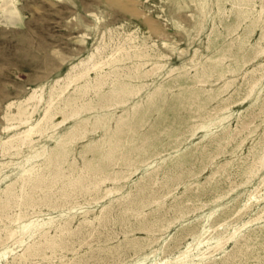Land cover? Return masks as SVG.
Masks as SVG:
<instances>
[{"label":"rangeland","instance_id":"1","mask_svg":"<svg viewBox=\"0 0 264 264\" xmlns=\"http://www.w3.org/2000/svg\"><path fill=\"white\" fill-rule=\"evenodd\" d=\"M263 7L0 0V264H264ZM93 52L76 72L99 69L68 79ZM53 88L56 116L26 145L16 106L42 92L36 123Z\"/></svg>","mask_w":264,"mask_h":264},{"label":"bare ground","instance_id":"2","mask_svg":"<svg viewBox=\"0 0 264 264\" xmlns=\"http://www.w3.org/2000/svg\"><path fill=\"white\" fill-rule=\"evenodd\" d=\"M5 1V0H4ZM264 1V0H263ZM6 3V2H5ZM11 5V4H10ZM9 6V5H8ZM261 8V7H260ZM263 9H264V7H263ZM12 11V10H11ZM226 11V10H225ZM13 12V11H12ZM12 12H10V13H12ZM19 13V12H18ZM227 13V12H226ZM262 13H263V11H262ZM3 14H5L4 12H3ZM12 15H13V13H12ZM7 16H9V17H11L10 15H7ZM260 17V16H259ZM258 17V19H260ZM18 18H19V16H18ZM11 20V19H10ZM9 20V21H10ZM8 21V22H9ZM16 21V20H15ZM14 21V22H15ZM16 22H18V21H16ZM103 34H105L104 32H103ZM125 34H128V33H125ZM130 38V37H129ZM134 38V37H133ZM149 38V37H148ZM105 40V39H104ZM103 40V41H104ZM117 40H118V38H117ZM134 40V39H133ZM129 41H131V40H129ZM148 41V40H147ZM259 41V40H258ZM118 42H120L119 40H118ZM153 43V42H152ZM118 44V43H117ZM131 45V44H130ZM135 45V44H134ZM104 46V45H103ZM111 46H112V44H111ZM115 46V45H114ZM114 46H112V47H114ZM120 46V45H119ZM124 46V45H123ZM122 46V47H123ZM139 46H140V44H139ZM97 47V46H96ZM111 47V48H112ZM125 47V46H124ZM134 47V46H133ZM146 47V46H145ZM264 48V47H263ZM262 48V49H263ZM133 49V48H132ZM124 50V49H123ZM142 50V49H141ZM93 51V50H92ZM125 51V50H124ZM148 51V50H147ZM263 51V50H262ZM142 52V51H141ZM257 52V51H256ZM112 53V52H111ZM114 53V52H113ZM147 53V52H146ZM145 53V54H146ZM260 53V52H259ZM123 54V53H122ZM121 54V55H122ZM94 52L92 53V54H90V56L88 57V59H86V60H83V61H81L80 63H78V64H76V65H74L73 67H72V69L68 72V79H70V78H72L73 79V77H75L76 79L77 78H79V77H82L83 75H85V74H87L89 71H90V69H92L93 67L95 68L96 66H97V62H94L93 64H91V65H87V66H85V68H83L82 70H79L78 72H76V69L79 67V66H81V64H85V63H88V62H90V60L91 59H93V57H94ZM110 55V54H109ZM115 55V54H114ZM118 55V54H117ZM134 55H136V54H134ZM96 56V55H95ZM129 56H130V53H129ZM139 56H141V55H139ZM143 56V55H142ZM145 56V55H144ZM109 57V56H108ZM113 57V56H112ZM105 58H107V57H105ZM118 59V58H117ZM102 61V60H101ZM100 61V62H101ZM128 61V60H127ZM130 61V60H129ZM199 61V60H198ZM140 63V62H139ZM147 63V62H146ZM101 64H103V63H101ZM137 64V63H136ZM141 64V63H140ZM139 64V65H140ZM100 65V64H99ZM134 65V64H133ZM139 65H137V66H139ZM145 65V64H144ZM147 65V64H146ZM145 65V66H146ZM123 66H125V65H123ZM122 66V67H123ZM127 66V65H126ZM140 66H142V65H140ZM154 66V65H153ZM100 67V66H99ZM103 67V66H102ZM119 67V66H118ZM117 67V68H118ZM132 67V66H131ZM144 67V66H143ZM151 67V66H150ZM96 68H98V67H96ZM138 68V67H137ZM140 68V67H139ZM155 68H156V66H155ZM158 68V67H157ZM99 69V68H98ZM113 69V68H112ZM111 69V70H112ZM124 69V68H123ZM130 69V68H129ZM132 70H134V68L132 69ZM113 71V70H112ZM124 71V70H123ZM140 71V70H139ZM147 71V70H146ZM100 72V71H99ZM110 72V71H109ZM125 72V71H124ZM132 72V71H131ZM134 72V71H133ZM132 72V73H133ZM151 72V71H150ZM172 72V71H171ZM105 73V72H104ZM144 73V72H143ZM152 73V72H151ZM103 74V73H102ZM124 74V73H123ZM130 74V73H129ZM129 74H128V76H129ZM146 74V73H145ZM117 75H118V73H117ZM120 75H122V72H121V74ZM106 76V75H105ZM104 76V77H105ZM119 76V75H118ZM147 76H148V74H147ZM115 77V76H114ZM120 77H122V76H120ZM132 77V76H131ZM99 78H100V76H99ZM102 78V77H101ZM100 78V79H101ZM105 78H107V77H105ZM119 77H117V79H118ZM134 78V77H133ZM57 79V78H56ZM61 78H59V80H60ZM120 79V78H119ZM169 79V78H168ZM258 79V78H257ZM72 81V80H71ZM77 81V80H76ZM79 81V80H78ZM88 81V80H87ZM259 81V80H258ZM58 82V81H57ZM56 82V83H57ZM96 82V81H95ZM99 82V81H98ZM101 82V81H100ZM204 82V81H203ZM59 83V82H58ZM57 83V84H58ZM102 83V82H101ZM100 83V84H101ZM147 83V82H146ZM201 83V82H200ZM228 83V82H227ZM255 83V82H254ZM63 84V83H62ZM61 84V85H62ZM67 84H70V83H67ZM99 84V85H100ZM105 84V83H104ZM202 84V83H201ZM226 84V83H225ZM86 85H88V84H86ZM92 85V84H91ZM95 85V84H94ZM103 85V84H102ZM106 85V84H105ZM104 85V86H105ZM144 85H145V83H144ZM227 85V84H226ZM225 85V86H226ZM254 85V84H253ZM257 85V84H256ZM55 86V85H54ZM122 86V85H121ZM123 86H125V85H123ZM134 86V85H133ZM142 87H143V85H141ZM252 86V85H251ZM85 87V86H84ZM93 88L95 87V86H92ZM100 87V86H99ZM102 87V86H101ZM128 87V86H127ZM40 88V87H39ZM76 88V87H75ZM85 88H87V86L85 87ZM91 88V87H90ZM89 88V89H90ZM96 88V87H95ZM123 88V87H122ZM139 88V87H138ZM160 88V87H159ZM252 88V87H251ZM34 89V88H33ZM140 89V88H139ZM59 90V89H58ZM65 90H68V89H65ZM86 90V89H85ZM142 90V89H141ZM140 90V91H141ZM158 90V89H157ZM42 91V90H41ZM44 91V90H43ZM63 91L64 90H61L60 92H56L55 91V88H53L52 90H51V93H50V96H49V98H48V100L46 101V103H45V105H44V109H43V114H42V117L41 118H39L38 120H37V122L36 123H32L31 122V118H32V115H33V113H34V111L37 109V107L39 106V104L43 101V99H44V95H43V93L41 92V93H39V94H37V90L35 89L23 102H20L19 104H18V106H16L17 107V113L16 114H18V116H19V118H20V121L21 122H24V123H27L28 124V127L26 128V129H23V132H22V134H21V132H20V135H23L22 137H21V140L23 141V142H26V145H27V140H30V138H31V136H32V134L37 130V131H39L38 129V127H40V125H42V123L43 122H48V121H51L52 120V118H54L53 117V115L55 114V112H53V109H54V107H55V105H57V104H55L57 101H58V98H61V96H62V94H63ZM90 91H91V89H90ZM96 91V90H95ZM137 90H135L134 92H136ZM85 92V91H84ZM130 92H133L132 90H130ZM86 93V92H85ZM96 93H98V92H96ZM111 93V92H110ZM117 93H119V91L117 92ZM116 93V94H117ZM124 93V92H123ZM87 94V93H86ZM134 94V93H133ZM151 94L152 93H150V96H151ZM115 95V94H114ZM120 96H121V94H119ZM130 95V94H129ZM159 95V94H158ZM66 96V95H65ZM82 95H80V97H81ZM87 96V95H86ZM109 96V95H108ZM113 96V95H112ZM79 97V96H78ZM123 97V96H122ZM108 98V97H107ZM109 98H111V97H109ZM149 98V97H148ZM81 99V98H80ZM83 99V98H82ZM92 99V98H91ZM156 99V98H155ZM77 100V99H76ZM112 100V99H111ZM130 100V99H129ZM149 100H150V98H149ZM19 101H21V100H19ZM18 101V102H19ZM70 101V100H69ZM113 101H115V98H114V100ZM84 102V101H83ZM13 102L11 101L10 103H8L9 105L8 106H10V108H11V105H14V104H12ZM17 103V102H16ZM79 103V102H78ZM87 103V102H86ZM89 104L91 103V101L90 102H88ZM103 103V102H102ZM146 103V102H145ZM66 104V103H65ZM112 104V103H111ZM118 104H119V102H118ZM86 105V104H85ZM113 105V104H112ZM60 106V105H59ZM66 106V105H65ZM77 106V105H76ZM82 106V105H81ZM87 106H89V105H87ZM114 106V105H113ZM113 106H111V107H113ZM225 106H227V105H225ZM67 107V110H68V107L69 106H66ZM79 107V106H78ZM94 107V106H93ZM109 107V106H108ZM228 107H230V106H228ZM77 108V107H76ZM82 108H84V107H82ZM150 108V107H149ZM77 109H79V108H77ZM85 109V108H84ZM217 109V108H216ZM221 109V108H220ZM226 109V108H225ZM65 110V109H64ZM74 110V109H73ZM83 110V109H82ZM92 110V109H91ZM224 110V109H223ZM148 111V110H147ZM65 112H67V111H65ZM64 112V113H65ZM73 112V111H72ZM79 111H75L74 113H73V115H75V114H77ZM223 112V111H222ZM6 113V112H5ZM12 113V112H11ZM10 113V114H11ZM71 113V112H70ZM221 113V112H220ZM72 114V113H71ZM13 115V114H12ZM64 115V114H63ZM66 115V114H65ZM64 115V116H65ZM15 116H17V115H15ZM54 116H56V115H54ZM107 116V115H106ZM208 116V115H207ZM220 116V115H219ZM14 117V115L12 116V118ZM63 117V116H62ZM15 118V117H14ZM18 118V119H19ZM64 118V117H63ZM62 118V119H63ZM65 118H67L66 116H65ZM120 118V117H119ZM200 118V117H199ZM18 119H15V120H18ZM121 119V118H120ZM8 120V119H7ZM90 120V119H89ZM9 121H10V117H9ZM118 122H119V120H118ZM124 122V121H123ZM248 122H251V119H250V121H248ZM247 122V123H248ZM9 123V122H8ZM86 123V122H85ZM88 123V122H87ZM117 123V122H116ZM120 123V122H119ZM77 124H79V123H77ZM83 124H84V122H83ZM118 124V123H117ZM245 124V123H244ZM248 124H250V123H248ZM8 125V124H7ZM20 125V124H19ZM45 125V124H44ZM87 125V124H86ZM90 125V124H89ZM122 125V124H121ZM120 125V126H121ZM17 126H18V124H17ZM46 126H47V123H46ZM75 126V125H74ZM111 126V125H110ZM244 126V125H243ZM245 126H246V124H245ZM244 126V127H245ZM250 126V125H249ZM42 127V126H41ZM76 127V126H75ZM84 127H86V126H84ZM9 128V127H8ZM7 128V129H8ZM52 128V127H51ZM79 128V127H78ZM110 128V127H109ZM109 128H108V130H109ZM142 128H143V126H142ZM248 128V127H247ZM81 129V128H80ZM98 129V128H97ZM122 129V128H121ZM237 129V128H236ZM239 129H240V127H239ZM242 129V128H241ZM40 130H42V129H40ZM44 130H46L45 128H43V131ZM48 130V129H47ZM50 130V129H49ZM70 130V129H69ZM75 130H77L76 128H75ZM74 130V131H75ZM79 130V129H78ZM84 130H87V128L85 129L84 128ZM116 130V129H115ZM42 131V133L44 134L45 132H43ZM73 131V130H72ZM243 131V130H242ZM241 131V132H242ZM70 132V131H69ZM68 132V133H69ZM76 132V131H75ZM80 132V131H79ZM86 132V131H85ZM84 132V133H85ZM120 132V131H119ZM235 132V131H234ZM71 133H73L74 134V132H71ZM123 133V132H122ZM237 133V132H236ZM35 134V133H34ZM42 134V135H43ZM54 134V133H53ZM77 134V133H76ZM19 136V134L18 133H15V135L14 136ZM71 136H72V134H70ZM81 135V134H80ZM86 135V134H85ZM106 134H104V136H105ZM234 135V134H233ZM54 136V135H53ZM52 136V137H53ZM84 136V135H83ZM110 136V135H109ZM180 136V135H179ZM63 137V136H62ZM65 137V136H64ZM74 137H75V134H74ZM77 137H78V135H77ZM80 138H82L81 136H79ZM103 137V136H102ZM106 137V136H105ZM111 137V136H110ZM132 137V136H131ZM7 138H11V136L10 137H7ZM6 138V139H7ZM14 138V137H13ZM12 138V139H13ZM76 138V137H75ZM5 139V140H6ZM34 139V138H33ZM37 139V138H36ZM35 139V140H36ZM38 139H40V138H38ZM37 139V140H38ZM71 139V138H70ZM123 139V138H122ZM125 139V138H124ZM234 139V138H233ZM232 139V140H233ZM20 140V139H19ZM64 140V139H63ZM73 140V139H72ZM75 140V139H74ZM120 140V139H119ZM4 141V140H3ZM56 141V140H55ZM62 141V140H61ZM60 141V142H61ZM7 142V141H6ZM31 142V141H30ZM58 142V141H57ZM95 142V141H94ZM99 142V141H98ZM8 143H11V141L10 142H8ZM61 143H63V142H61ZM60 143V144H61ZM72 143V142H71ZM110 143V142H109ZM117 143V142H116ZM133 143V142H132ZM3 144H5L4 142H3ZM7 144V143H6ZM13 144V143H12ZM30 144V143H29ZM45 144V143H44ZM56 144V143H55ZM64 144V143H63ZM131 144V143H130ZM8 145V144H7ZM17 145V144H16ZM22 145H24V143L22 144ZM58 145V144H57ZM65 145V144H64ZM69 145V144H68ZM227 145V144H226ZM0 146H1V144H0ZM2 146H4V145H2ZM12 146V145H11ZM45 146H47V145H45ZM95 146H96V144H95ZM103 146V145H102ZM15 147V146H14ZM13 147V148H14ZM19 147H21L20 145H19ZM92 147V146H91ZM117 147V146H116ZM225 147V146H224ZM18 148V147H17ZM95 148V147H94ZM93 148V149H94ZM97 148H98V146H97ZM108 148H109V146H108ZM115 148V147H114ZM44 149H47V148H44ZM92 148H91V151L93 150ZM6 150V149H5ZM8 150V149H7ZM42 150V149H41ZM66 150H67V148H66ZM66 150L64 151V152H66ZM109 150V149H108ZM110 150H112V149H110ZM109 150V151H110ZM40 151V150H39ZM53 151V150H52ZM114 151V150H113ZM37 153H39L38 151H36ZM36 152L34 153L35 155H36ZM44 152V151H43ZM46 152V151H45ZM48 152V151H47ZM46 152V153H47ZM111 152V151H110ZM110 152H108V153H110ZM42 152H40V154H41ZM52 153V152H51ZM54 153V152H53ZM107 153V152H106ZM131 153V152H130ZM86 154V153H85ZM20 155V154H19ZM34 155V156H35ZM46 155V154H45ZM44 155V156H45ZM59 155V154H58ZM41 156V155H40ZM39 156V157H40ZM43 156V157H44ZM50 156H51V154H50ZM64 156V155H63ZM62 156V157H63ZM68 156H70L69 154H68ZM262 156V155H261ZM260 156V157H261ZM58 157V156H57ZM61 157V158H62ZM29 158V157H28ZM35 158H37V157H35ZM41 158V157H40ZM74 158V157H73ZM83 158V157H82ZM94 158V157H93ZM107 158V157H106ZM254 158V157H253ZM33 159V158H32ZM31 159V160H32ZM64 159V158H63ZM105 159V158H104ZM108 159V158H107ZM109 159H110V157H109ZM263 160H264V156H263V158H262ZM51 161H52V159H50ZM54 160H55V158H54ZM53 160V161H54ZM72 160V159H71ZM77 160H78V158H77ZM83 160V159H82ZM260 160V159H259ZM259 160H257V161H259ZM50 161V163H52ZM57 161V160H56ZM58 161H59V159H58ZM63 161H65V160H63ZM73 161V160H72ZM261 161V160H260ZM259 161V162H260ZM26 162V161H25ZM29 162H30V159H29ZM34 162V161H33ZM74 162V161H73ZM114 162H116V161H114ZM118 162H119V160H118ZM132 162V161H131ZM6 163V162H5ZM10 163V162H9ZM15 163V162H14ZM27 163V162H26ZM30 163H32V162H30ZM40 164L42 163V162H39ZM39 163H37V164H39ZM54 163V162H53ZM77 163V162H76ZM85 163V162H84ZM92 163V162H91ZM112 163V162H111ZM129 163V162H128ZM227 163V162H226ZM23 164V163H22ZM56 164V163H55ZM107 164V163H106ZM260 164V163H259ZM36 165V164H35ZM51 165V164H50ZM57 165V164H56ZM88 165V164H87ZM134 165V164H133ZM23 166V165H22ZM21 166V167H22ZM33 166V165H32ZM47 166H49V165H47ZM55 166V165H54ZM58 166H59V164H58ZM91 166V165H90ZM108 166V165H107ZM135 166V165H134ZM252 166V165H251ZM257 166H258V164H257ZM261 166H262V164H261ZM3 167V166H2ZM25 167V166H24ZM37 167V166H36ZM40 167V166H39ZM88 167V166H87ZM92 167V166H91ZM105 167V166H104ZM224 167V166H223ZM223 167H222V169H223ZM226 167V166H225ZM60 168H61V166H60ZM77 168V167H76ZM100 168V167H99ZM24 169V168H23ZM26 169V171H28L29 169H32V167H26L25 168ZM35 169V168H34ZM38 169V168H37ZM49 169V168H48ZM88 169V168H87ZM40 170V169H39ZM44 170V169H43ZM69 170V169H68ZM101 170V169H100ZM103 170V169H102ZM218 170V169H217ZM220 170V169H219ZM32 171V170H31ZM34 171V170H33ZM57 171V170H56ZM81 171V170H80ZM98 170L96 169V171L95 172H97ZM122 171V170H121ZM125 171H126V169H125ZM124 171V172H125ZM58 172V171H57ZM74 172V171H73ZM89 172V171H88ZM120 172V171H119ZM217 172V171H216ZM21 173V172H20ZM20 173H19V175H20ZM51 173V172H50ZM75 173V172H74ZM85 173V172H84ZM87 173V172H86ZM93 173V172H92ZM98 173V172H97ZM28 174V173H27ZM31 174H32V172H31ZM48 174V173H47ZM54 174V173H53ZM59 173H56V175H58ZM94 174H96V173H94ZM116 174V173H115ZM214 174H216V173H214ZM24 175V174H23ZM22 175V176H23ZM40 174H38V176H39ZM81 175H82V173H81ZM85 175V174H84ZM84 175L82 176V178L84 177ZM87 175V174H86ZM124 175V174H123ZM258 175V174H257ZM65 176V175H64ZM67 176H69V175H67ZM126 176V175H125ZM212 175H210L209 177H211ZM24 177H26V176H24ZM29 177V176H28ZM44 177V176H43ZM45 177H47V176H45ZM52 177H53V175H52ZM56 177V176H55ZM263 177V176H262ZM57 178H58V176H57ZM81 178V177H80ZM80 178H79V180L78 181H80ZM116 178H119V177H117V175H116ZM122 178H123V176H122ZM41 179V178H40ZM45 179V178H44ZM43 179V180H44ZM94 179V178H93ZM120 180H122L121 178H119ZM118 179V180H119ZM126 179V178H125ZM16 179H14V182H16L15 181ZM31 180V179H30ZM29 180V181H30ZM50 180V179H49ZM83 180H85L84 178H83ZM113 180V179H112ZM17 181H18V179H17ZM54 181H56L55 179H54ZM72 181H73V183H74V181L75 180H73L72 179ZM82 181V180H81ZM99 181V180H98ZM101 181V180H100ZM117 181V180H116ZM262 181H264V177H263V179H262ZM13 182V183H14ZM39 182H41L40 180H39ZM42 182H44V181H42ZM53 182V181H52ZM70 182H71V180H70ZM88 182H89V180H88ZM121 182V181H120ZM29 183V182H28ZM69 183V182H68ZM79 182H76V185L78 184ZM95 183V182H94ZM98 183H100V182H98ZM14 184H18V183H14ZM27 184V183H26ZM40 184V183H39ZM45 184V183H44ZM71 184V183H70ZM233 184H235V182L233 183ZM232 183H231V185H233ZM8 185V184H7ZM6 185V186H7ZM33 185V184H32ZM42 185V184H41ZM46 185V184H45ZM48 185V184H47ZM50 185V184H49ZM67 185V184H66ZM74 185V184H73ZM81 185V184H80ZM84 185V184H83ZM230 185V186H231ZM14 186V185H13ZM16 186V185H15ZM25 186V185H24ZM35 185H33V187H34ZM37 186H38V184H37ZM40 186V185H39ZM69 186V185H68ZM86 186V185H85ZM89 186V185H88ZM93 186V185H92ZM99 185L97 184V187H98ZM11 187V186H10ZM41 187V186H40ZM82 187V186H81ZM96 187V188H97ZM147 187V186H146ZM263 187V186H262ZM5 188H7V187H5ZM35 188V187H34ZM36 188H38V187H36ZM35 188V189H36ZM45 188H46V186H45ZM44 188V189H45ZM92 188H94V186L92 187ZM113 188H115V187H113ZM35 189L34 190H32V191H35ZM41 189V188H40ZM43 189V190H44ZM77 189V188H76ZM86 189V188H85ZM99 189V188H98ZM112 189V188H111ZM118 189V188H117ZM260 189V188H259ZM258 189V190H259ZM79 190V189H78ZM96 190V189H95ZM113 190V189H112ZM11 191H13V190H11ZM85 191V190H84ZM109 192V191H108ZM111 192V191H110ZM259 192V191H258ZM261 192V191H260ZM4 193V192H3ZM7 193H8V190H7ZM9 193H10V191H9ZM48 194L47 195H49L50 193L49 192H47ZM249 193V192H248ZM110 194V193H109ZM5 196H6V192H5V194H4ZM8 195V194H7ZM30 195V194H29ZM46 195V196H47ZM250 195H251V193H250ZM255 195V194H254ZM32 195H30V196H28V197H31ZM45 196V195H44ZM128 196V195H127ZM8 197V196H7ZM49 197V196H48ZM129 197V196H128ZM255 197H256V195H255ZM18 198V197H17ZM27 198V197H26ZM46 198V197H45ZM156 198V197H155ZM218 198V197H217ZM21 199H22V197H21ZM28 199V198H27ZM30 199H32V198H29V200ZM33 199H35V198H33ZM47 199V198H46ZM216 199V198H215ZM254 199V198H253ZM19 200V199H18ZM28 200V201H29ZM129 200H131V199H129ZM128 200V201H129ZM157 200V199H156ZM250 200H251V198H250ZM0 201H1V199H0ZM3 201V200H2ZM8 201V200H7ZM6 201V202H7ZM10 201V200H9ZM24 201V200H23ZM132 201V200H131ZM11 202V201H10ZM158 202V201H157ZM247 202H250V201H247ZM246 202V203H247ZM4 203V202H3ZM20 203H21V200H20ZM23 203H25V202H23ZM0 204H2V202L0 203ZM5 204V203H4ZM4 204H2V205H4ZM26 204V203H25ZM30 204V203H29ZM10 205V204H9ZM28 205V204H27ZM127 206V205H126ZM129 206V205H128ZM132 206V205H131ZM161 206V205H160ZM3 207V206H2ZM9 207V206H8ZM133 207V206H132ZM3 209V208H2ZM2 209L0 210L1 212H3L2 211ZM8 209V208H7ZM135 209V208H134ZM216 210V209H215ZM6 211V210H5ZM4 211V212H5ZM21 211V210H20ZM19 211V212H20ZM128 211V210H127ZM7 212V211H6ZM5 212V213H6ZM18 212V213H19ZM21 213V212H20ZM138 213V212H137ZM263 213V212H262ZM8 214V213H7ZM13 214V213H12ZM23 214V213H22ZM21 214V215H22ZM16 215H17V213H16ZM20 215V216H21ZM126 215V214H125ZM137 215V214H136ZM28 216V215H27ZM26 217V216H25ZM260 217V216H259ZM17 218H19L18 216H17ZM27 218V217H26ZM4 219V218H3ZM2 219V220H3ZM15 219V218H14ZM25 219V218H24ZM34 219V218H33ZM19 220H20V218H19ZM141 220V219H140ZM32 221V220H31ZM37 221H39V220H37ZM41 221V220H40ZM251 221V220H250ZM0 222H2L1 220H0ZM5 222V221H4ZM3 222V223H4ZM28 222V221H27ZM27 222H25V223H27ZM30 222V221H29ZM49 222V221H48ZM52 222V221H51ZM15 223H17V222H15ZM25 223L23 222V225H25ZM37 223V222H36ZM248 223V222H247ZM251 223V222H250ZM49 224V223H48ZM6 225V224H5ZM21 225H22V223H21ZM45 224H43V226H44ZM63 225H65V223L63 224ZM39 226V225H38ZM42 226V227H43ZM68 226V225H67ZM31 227V226H30ZM45 227V226H44ZM59 227V226H58ZM61 227H63V226H61ZM148 227V226H147ZM3 228V227H2ZM65 228H67V227H65ZM70 228V227H69ZM17 229V228H16ZM37 229H39V228H37ZM44 229V228H43ZM47 229V228H46ZM45 229V230H46ZM49 229V228H48ZM47 229V230H48ZM59 229V228H58ZM71 229V228H70ZM3 230H4V228H3ZM8 230V229H7ZM6 230V231H7ZM30 230V229H29ZM33 230V229H32ZM57 230V229H56ZM60 230H61V228H60ZM64 230V229H63ZM68 230V229H67ZM25 231V230H24ZM65 231V230H64ZM203 231V230H202ZM234 231V230H233ZM238 231V230H237ZM20 232V231H19ZM40 232V231H39ZM66 232V231H65ZM72 232V231H71ZM235 232V231H234ZM1 233V232H0ZM6 233V232H5ZM14 233H15V231H11V235H14ZM23 233V232H22ZM21 233V234H22ZM33 233H34V230H33ZM45 233V232H44ZM49 233V232H48ZM56 233H58V232H56ZM55 233V234H56ZM62 233V232H61ZM232 233V232H231ZM9 234V233H8ZM18 234V233H17ZM64 234V233H63ZM68 234H69V232H68ZM72 234V233H71ZM237 234V233H236ZM5 235V234H4ZM3 235V236H4ZM24 235V234H23ZM22 235V236H23ZM28 235V234H27ZM29 235H30V233H29ZM36 235V234H35ZM65 235V234H64ZM63 235V236H64ZM17 236V235H16ZM51 236V235H50ZM57 236V235H56ZM60 236V235H59ZM221 236V235H220ZM230 236V235H229ZM29 237V236H28ZM40 237V236H39ZM45 237V236H44ZM234 237V236H233ZM19 238V237H18ZM21 238V237H20ZM34 238V237H33ZM48 238V237H47ZM52 238V237H51ZM58 238V237H57ZM62 238V237H61ZM226 238V237H225ZM235 238V237H234ZM5 239H6V237H5ZM17 239V238H16ZM46 239V238H45ZM49 239V238H48ZM23 240V239H22ZM38 240V239H37ZM50 240V239H49ZM223 240V239H222ZM16 241H18V240H16ZM35 241H36V239H35ZM43 241V240H42ZM13 242V241H12ZM45 242V241H44ZM58 242H59V240H58ZM62 242H63V240H62ZM21 243V242H20ZM40 243V242H39ZM52 243V242H51ZM14 244V243H13ZM31 244H33V243H31ZM38 244V243H37ZM49 244V243H48ZM60 244H62V243H60ZM214 244V243H213ZM219 244V243H218ZM223 244V243H222ZM6 245V244H5ZM46 245V244H45ZM50 245V244H49ZM225 245V244H224ZM2 246V245H1ZM7 246V245H6ZM39 246V245H38ZM48 246V245H47ZM46 246V247H47ZM59 246V245H58ZM57 246V247H58ZM62 246V245H61ZM10 247V246H9ZM29 247H31V246H29ZM34 247V246H33ZM40 247V246H39ZM45 247V248H46ZM216 247V246H215ZM5 248V247H4ZM35 248V247H34ZM52 248V247H51ZM54 248H56V247H54ZM221 248V247H220ZM29 249V248H28ZM32 249V248H31ZM223 249V248H222ZM39 250V249H38ZM219 250V249H218ZM28 251V250H27ZM33 251H34V249H33ZM40 251V250H39ZM38 251V252H39ZM186 251V250H185ZM188 251H190V250H188ZM214 251V250H213ZM22 252V251H21ZM45 252H46V250H45ZM29 253V252H28ZM35 252H33V253H31V254H34ZM44 254V253H43ZM184 254H185V252H184ZM209 254V253H208ZM19 255V254H18ZM9 256V255H8ZM22 256V255H21ZM182 256V255H181ZM23 257V256H22ZM28 257V256H27ZM177 257V256H176ZM184 257V256H183ZM186 257V256H185ZM204 257V256H203ZM8 258V257H7ZM32 258V257H31ZM34 258V257H33ZM29 259V258H28ZM43 259V258H42ZM183 260H184V258H182ZM186 259V258H185ZM7 260V259H6ZM34 260V259H33ZM47 260V259H46ZM50 260H51V257H50ZM11 261V260H10ZM20 261V260H19ZM177 261V260H176ZM179 261V260H178ZM15 262V261H14ZM19 263V262H18ZM17 263V264H18ZM52 263V262H51ZM66 263H68V262H66ZM178 263V262H177ZM20 264V263H19ZM25 264V263H24ZM45 264H46V262H45ZM154 264V263H153Z\"/></svg>","mask_w":264,"mask_h":264}]
</instances>
